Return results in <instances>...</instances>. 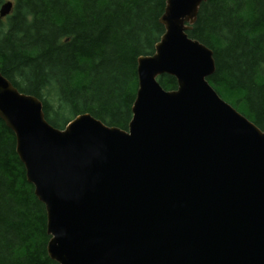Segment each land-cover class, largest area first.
I'll use <instances>...</instances> for the list:
<instances>
[{
    "label": "water",
    "instance_id": "1",
    "mask_svg": "<svg viewBox=\"0 0 264 264\" xmlns=\"http://www.w3.org/2000/svg\"><path fill=\"white\" fill-rule=\"evenodd\" d=\"M205 1H166L127 130L90 114L53 128L0 74V120L45 208L52 262L264 264V130L208 84L213 52L186 33Z\"/></svg>",
    "mask_w": 264,
    "mask_h": 264
},
{
    "label": "trees",
    "instance_id": "2",
    "mask_svg": "<svg viewBox=\"0 0 264 264\" xmlns=\"http://www.w3.org/2000/svg\"><path fill=\"white\" fill-rule=\"evenodd\" d=\"M0 74L40 100L46 121L62 130L90 114L127 130L137 91V60L164 34L167 0H0ZM186 33L213 52L208 84L264 130V0H206ZM165 90L176 80L158 79ZM0 120V264H56L48 257L46 213Z\"/></svg>",
    "mask_w": 264,
    "mask_h": 264
},
{
    "label": "rangeland",
    "instance_id": "3",
    "mask_svg": "<svg viewBox=\"0 0 264 264\" xmlns=\"http://www.w3.org/2000/svg\"><path fill=\"white\" fill-rule=\"evenodd\" d=\"M207 81H208V80H207ZM73 119H74V118H73ZM73 119H72V120H73Z\"/></svg>",
    "mask_w": 264,
    "mask_h": 264
}]
</instances>
